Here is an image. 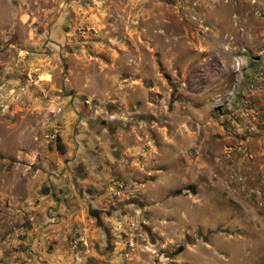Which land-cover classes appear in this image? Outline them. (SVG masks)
<instances>
[{"label": "rangeland", "instance_id": "374dc122", "mask_svg": "<svg viewBox=\"0 0 264 264\" xmlns=\"http://www.w3.org/2000/svg\"><path fill=\"white\" fill-rule=\"evenodd\" d=\"M8 89L57 107L0 97V245L29 197L34 126L65 99L105 141L139 264H264V0H0Z\"/></svg>", "mask_w": 264, "mask_h": 264}, {"label": "crops", "instance_id": "0c3cea01", "mask_svg": "<svg viewBox=\"0 0 264 264\" xmlns=\"http://www.w3.org/2000/svg\"><path fill=\"white\" fill-rule=\"evenodd\" d=\"M28 93L14 97L8 89L0 95L1 104L7 112L17 108L24 113L57 107L49 105L52 94L41 98L35 89ZM59 105L55 122L64 153L56 151L51 136L54 124L39 120L31 141L34 154L28 162L33 172L24 186L29 197L22 202V210L1 225L2 264H139L127 249L131 238L119 236L117 212L112 211L117 208L113 203L116 188L108 182L106 167L110 158L104 149L100 153L94 149L95 141H103L101 133L90 134L83 122L77 125L67 100ZM41 127L46 128L41 130L43 136L37 134Z\"/></svg>", "mask_w": 264, "mask_h": 264}, {"label": "built area", "instance_id": "2783aa9c", "mask_svg": "<svg viewBox=\"0 0 264 264\" xmlns=\"http://www.w3.org/2000/svg\"><path fill=\"white\" fill-rule=\"evenodd\" d=\"M60 132V128L57 125H54V128H53V133H52V138L54 139L55 137H57L58 133ZM116 186H121L120 184H116ZM115 193H118L117 191ZM134 245V240L131 238L128 242H127V246L128 247H132ZM76 244L73 245V247H75Z\"/></svg>", "mask_w": 264, "mask_h": 264}]
</instances>
